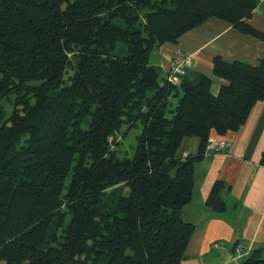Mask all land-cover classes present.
Listing matches in <instances>:
<instances>
[{"label":"trees","instance_id":"16d2710c","mask_svg":"<svg viewBox=\"0 0 264 264\" xmlns=\"http://www.w3.org/2000/svg\"><path fill=\"white\" fill-rule=\"evenodd\" d=\"M259 4L0 0V263L181 264L194 231L181 217L194 165L212 131H236L264 100V55L256 66L214 57L213 75L227 82L217 95L193 70L178 85L160 84L149 56L211 18L264 43L246 22ZM10 97L6 116L1 101ZM138 121L134 155L119 160L116 137ZM188 137L198 139L197 154L177 157ZM222 186L207 200L218 213Z\"/></svg>","mask_w":264,"mask_h":264},{"label":"crops","instance_id":"0c3cea01","mask_svg":"<svg viewBox=\"0 0 264 264\" xmlns=\"http://www.w3.org/2000/svg\"><path fill=\"white\" fill-rule=\"evenodd\" d=\"M246 22L264 32V0ZM176 52L192 57L191 70L209 77L211 93L217 95L227 82L213 75V58L219 56L229 63L240 61L256 66L264 55V43L237 32L225 21L208 19L182 35L176 44L152 50L148 62L156 69L160 84L165 82ZM180 97L179 89L169 97L167 119L173 117ZM210 136L217 135L212 131ZM223 137L229 144L223 154L204 155L194 165L192 199L181 216L194 226V231L181 264H240L253 255L264 257V167L259 164L264 153V100L252 108L244 125ZM198 147L197 138H185L177 157L195 156ZM217 182L223 184L218 192L225 205L221 213L207 205ZM214 242L220 243L219 248H212ZM238 243L246 244L247 255L233 259L230 253Z\"/></svg>","mask_w":264,"mask_h":264},{"label":"built area","instance_id":"2783aa9c","mask_svg":"<svg viewBox=\"0 0 264 264\" xmlns=\"http://www.w3.org/2000/svg\"><path fill=\"white\" fill-rule=\"evenodd\" d=\"M263 0H260V3ZM192 69V57L190 55L176 52L170 63V68L166 77V82L172 86L178 85L182 77ZM228 141L225 138L210 137L205 148V155L218 156L228 149ZM220 243L214 242L212 248H219ZM230 255L233 259H240L247 255V246L245 243L236 244Z\"/></svg>","mask_w":264,"mask_h":264},{"label":"rangeland","instance_id":"374dc122","mask_svg":"<svg viewBox=\"0 0 264 264\" xmlns=\"http://www.w3.org/2000/svg\"><path fill=\"white\" fill-rule=\"evenodd\" d=\"M75 56H76V49L73 48L68 53L69 62H72ZM69 76H71V70L68 67L66 74L64 76V81H67ZM10 101H12V97H10L9 100L3 99L1 101V104L5 109L6 116L9 115L12 109V105ZM88 121H89V117L83 122L82 124L83 128L87 127ZM141 129H142V124L141 122L138 121V123L132 129L126 132L123 139L119 136L116 137V140L120 142V145L117 148L118 151L117 157L119 160L131 159L133 157ZM113 148L116 149L115 145L113 146ZM68 183H69V178L65 182L66 186L68 185ZM0 264H4V263H0Z\"/></svg>","mask_w":264,"mask_h":264}]
</instances>
